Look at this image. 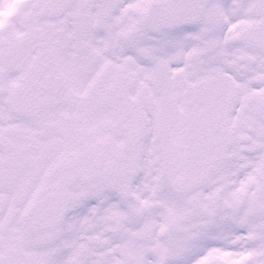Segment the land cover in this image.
I'll list each match as a JSON object with an SVG mask.
<instances>
[{
  "label": "snow or ice",
  "instance_id": "6c2138e0",
  "mask_svg": "<svg viewBox=\"0 0 264 264\" xmlns=\"http://www.w3.org/2000/svg\"><path fill=\"white\" fill-rule=\"evenodd\" d=\"M0 264H264V0H0Z\"/></svg>",
  "mask_w": 264,
  "mask_h": 264
}]
</instances>
